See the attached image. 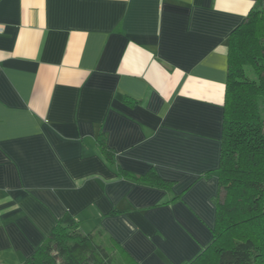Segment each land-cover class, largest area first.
<instances>
[{
    "label": "crops",
    "instance_id": "1",
    "mask_svg": "<svg viewBox=\"0 0 264 264\" xmlns=\"http://www.w3.org/2000/svg\"><path fill=\"white\" fill-rule=\"evenodd\" d=\"M257 3L0 0V264L66 214L137 264L211 241L227 46Z\"/></svg>",
    "mask_w": 264,
    "mask_h": 264
},
{
    "label": "trees",
    "instance_id": "2",
    "mask_svg": "<svg viewBox=\"0 0 264 264\" xmlns=\"http://www.w3.org/2000/svg\"><path fill=\"white\" fill-rule=\"evenodd\" d=\"M264 0H258L228 41L219 193L211 241L187 264H264ZM251 70V72H250ZM101 153L112 164L113 151L99 136ZM207 175L211 171L206 172ZM145 178L162 187L154 172ZM98 241L83 233L71 214L59 218L24 264H137L115 239Z\"/></svg>",
    "mask_w": 264,
    "mask_h": 264
},
{
    "label": "rangeland",
    "instance_id": "3",
    "mask_svg": "<svg viewBox=\"0 0 264 264\" xmlns=\"http://www.w3.org/2000/svg\"><path fill=\"white\" fill-rule=\"evenodd\" d=\"M260 8L264 9V5H261ZM250 72H251V70H250ZM262 106H263V111H264V101H262Z\"/></svg>",
    "mask_w": 264,
    "mask_h": 264
}]
</instances>
